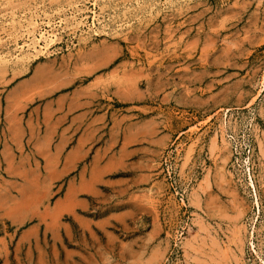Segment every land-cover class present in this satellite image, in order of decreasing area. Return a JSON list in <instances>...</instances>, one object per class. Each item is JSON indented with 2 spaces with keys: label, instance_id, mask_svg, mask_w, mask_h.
Instances as JSON below:
<instances>
[{
  "label": "rangeland",
  "instance_id": "1",
  "mask_svg": "<svg viewBox=\"0 0 264 264\" xmlns=\"http://www.w3.org/2000/svg\"><path fill=\"white\" fill-rule=\"evenodd\" d=\"M0 264H264V0H0Z\"/></svg>",
  "mask_w": 264,
  "mask_h": 264
},
{
  "label": "bare ground",
  "instance_id": "2",
  "mask_svg": "<svg viewBox=\"0 0 264 264\" xmlns=\"http://www.w3.org/2000/svg\"><path fill=\"white\" fill-rule=\"evenodd\" d=\"M51 23V22H50ZM80 24V23H79ZM53 34V33H52ZM34 35V34H33ZM47 35V34H46ZM55 35V34H54ZM49 36V35H48ZM34 37H35V35H34ZM33 37V38H34ZM43 37V36H42ZM31 38V37H30ZM33 38H31V39H33ZM49 39V38H48ZM36 40V39H35ZM32 41H34V39L32 40ZM44 41V40H43ZM46 42V41H45ZM37 43H39L38 41H35V44H37ZM33 44V43H32ZM41 44V43H40ZM27 46H29V45H27ZM34 47H36L35 45H33ZM40 46V45H39ZM22 47V46H21ZM32 49V48H31ZM24 55V54H23ZM185 74V73H184Z\"/></svg>",
  "mask_w": 264,
  "mask_h": 264
}]
</instances>
